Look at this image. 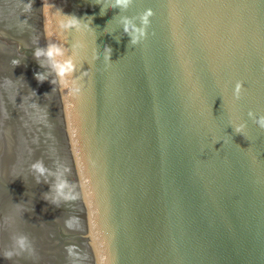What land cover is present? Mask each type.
Segmentation results:
<instances>
[{"label":"water","instance_id":"obj_1","mask_svg":"<svg viewBox=\"0 0 264 264\" xmlns=\"http://www.w3.org/2000/svg\"><path fill=\"white\" fill-rule=\"evenodd\" d=\"M0 264H264V0H0Z\"/></svg>","mask_w":264,"mask_h":264}]
</instances>
